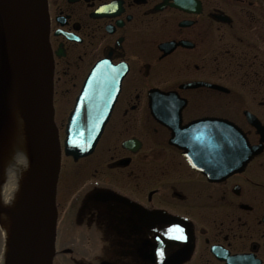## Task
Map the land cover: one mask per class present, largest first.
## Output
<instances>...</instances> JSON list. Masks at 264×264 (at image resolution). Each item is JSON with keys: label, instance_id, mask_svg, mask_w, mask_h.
<instances>
[{"label": "flooded vegetation", "instance_id": "af4514ba", "mask_svg": "<svg viewBox=\"0 0 264 264\" xmlns=\"http://www.w3.org/2000/svg\"><path fill=\"white\" fill-rule=\"evenodd\" d=\"M46 1L56 111L96 63L124 74L95 151L67 159V186L62 165L52 264H264L263 131L245 116L264 128V0ZM202 119L247 141L208 122V177L173 144ZM231 149L251 159L225 175Z\"/></svg>", "mask_w": 264, "mask_h": 264}, {"label": "water", "instance_id": "95a60500", "mask_svg": "<svg viewBox=\"0 0 264 264\" xmlns=\"http://www.w3.org/2000/svg\"><path fill=\"white\" fill-rule=\"evenodd\" d=\"M48 30L45 0H0V139L17 107L25 123L30 160L28 189L12 219L5 264H51L61 153L77 161L93 152L120 87V78L110 65L100 62L93 67L69 115L61 150L53 120ZM201 123L189 125L188 142L183 139L179 144L192 163L188 145L192 137L198 140L194 128ZM226 129L231 137L243 139L233 125ZM233 162L230 159L231 166Z\"/></svg>", "mask_w": 264, "mask_h": 264}, {"label": "bare ground", "instance_id": "6f19581e", "mask_svg": "<svg viewBox=\"0 0 264 264\" xmlns=\"http://www.w3.org/2000/svg\"><path fill=\"white\" fill-rule=\"evenodd\" d=\"M8 124L4 125L2 135L5 137L0 148V232L3 243L0 264L5 263L12 219L28 189L30 173L25 123L17 107L11 116V125Z\"/></svg>", "mask_w": 264, "mask_h": 264}, {"label": "rangeland", "instance_id": "374dc122", "mask_svg": "<svg viewBox=\"0 0 264 264\" xmlns=\"http://www.w3.org/2000/svg\"><path fill=\"white\" fill-rule=\"evenodd\" d=\"M58 99H60V97L58 96L57 97ZM57 99V100H58ZM62 102L61 101H59V108H58V114H57V116H58V120H61V118L62 117H64L65 116V114L66 113H64L65 111H63V108H60V107H62ZM71 104V98H69L68 99V103H66V109H69V105ZM60 137H61V139L63 138V131H62V128H60ZM66 163V162H65ZM77 167V166H76ZM73 168H75V165H73L72 163H69V165H67L66 166V170L67 171H65V172H62V175H61V177H60V180H61V183H66V186H67V177H68V175H70V173H71V171L72 172H74V170H72ZM76 183H78L77 181L74 183V185L75 186H77L76 185ZM71 184H73L72 182H71ZM65 186V184L62 186V190L65 188L64 187ZM1 251H2V238H1V232H0V255H1Z\"/></svg>", "mask_w": 264, "mask_h": 264}, {"label": "snow or ice", "instance_id": "6c2138e0", "mask_svg": "<svg viewBox=\"0 0 264 264\" xmlns=\"http://www.w3.org/2000/svg\"><path fill=\"white\" fill-rule=\"evenodd\" d=\"M181 238H182V237H181ZM158 254L162 255V253H158Z\"/></svg>", "mask_w": 264, "mask_h": 264}]
</instances>
